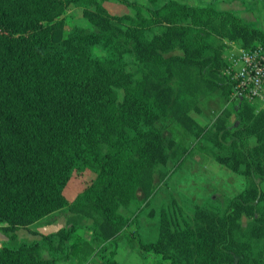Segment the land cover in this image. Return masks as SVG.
<instances>
[{
  "label": "trees",
  "instance_id": "16d2710c",
  "mask_svg": "<svg viewBox=\"0 0 264 264\" xmlns=\"http://www.w3.org/2000/svg\"><path fill=\"white\" fill-rule=\"evenodd\" d=\"M105 1L0 0V264L77 254L120 264L108 243L193 149L245 185L223 206L188 211L172 198L150 211L157 236L136 234L141 251L170 264H264V107L232 97L224 57L228 42L264 44V29L212 1L120 0L133 9L124 14ZM70 5L87 26L65 29ZM212 95L227 105L202 125L190 112ZM173 125L190 147L165 134ZM65 188L78 192L69 199ZM60 213L65 226L38 231ZM80 228L89 239L73 240ZM22 229L38 238L11 246Z\"/></svg>",
  "mask_w": 264,
  "mask_h": 264
},
{
  "label": "rangeland",
  "instance_id": "374dc122",
  "mask_svg": "<svg viewBox=\"0 0 264 264\" xmlns=\"http://www.w3.org/2000/svg\"><path fill=\"white\" fill-rule=\"evenodd\" d=\"M190 4L205 5L212 1L214 6L219 9H228L242 17L249 24L256 27H264V0H183ZM104 6L111 14L132 13L133 9L122 3L120 0H107ZM65 29L69 30L73 25L80 24L87 26L88 23L82 16V10L79 7L70 5L65 12ZM96 54H102L101 49L94 48ZM179 53L178 50L173 53ZM226 52V51H225ZM224 52V54H225ZM227 104L221 100L218 95L200 98L201 112L191 111L190 114L200 124H209L218 112ZM260 105V104H259ZM232 122L235 123V117L232 115ZM165 134L173 137L180 144L190 147L193 138L190 137L181 127L171 126L165 131ZM173 163L169 161L168 166ZM160 181L155 179L158 184L155 194L148 205L141 204L137 211L135 222L126 227L116 242L110 241L108 244L113 248L116 245V260L120 264H170L161 259L158 255L148 254L141 251L138 243V237L144 241H152L157 236L158 215L155 217L149 215L154 210L158 212L162 207L169 204L172 198L176 199L186 210L191 208L194 203H214L223 206L227 197L239 192L245 185L247 179L239 174L233 173L223 165L215 162L209 157L201 154L200 151L193 149L191 154L182 163V166L172 171ZM75 179V178H73ZM72 181V180H71ZM75 189H80L82 183L76 182L72 185ZM264 190V182L262 183ZM78 191L65 188V195L72 199ZM141 201L142 194L139 193ZM189 211V209H188ZM88 224V221L84 222ZM65 226V215L60 213L51 218L50 223L42 222L37 225L41 233L55 232ZM37 236L29 235L25 230L18 231V237L15 241L9 242L11 246H18L22 241H32ZM90 238V232L85 228H80L73 240H87ZM6 241L5 236L0 231V245ZM42 255L47 257L45 250ZM58 264H98V258L95 256L84 257L81 254L74 255L71 259L59 261Z\"/></svg>",
  "mask_w": 264,
  "mask_h": 264
},
{
  "label": "built area",
  "instance_id": "2783aa9c",
  "mask_svg": "<svg viewBox=\"0 0 264 264\" xmlns=\"http://www.w3.org/2000/svg\"><path fill=\"white\" fill-rule=\"evenodd\" d=\"M224 57L229 63L226 73L233 83L232 97L264 107V44L244 49L228 42Z\"/></svg>",
  "mask_w": 264,
  "mask_h": 264
},
{
  "label": "crops",
  "instance_id": "0c3cea01",
  "mask_svg": "<svg viewBox=\"0 0 264 264\" xmlns=\"http://www.w3.org/2000/svg\"><path fill=\"white\" fill-rule=\"evenodd\" d=\"M242 18V17H241ZM263 29H264V27H263Z\"/></svg>",
  "mask_w": 264,
  "mask_h": 264
}]
</instances>
